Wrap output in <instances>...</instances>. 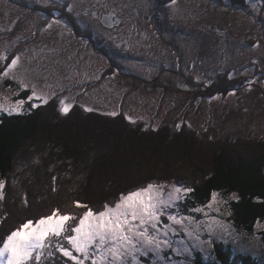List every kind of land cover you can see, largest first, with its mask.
Listing matches in <instances>:
<instances>
[{"label":"rangeland","instance_id":"1","mask_svg":"<svg viewBox=\"0 0 264 264\" xmlns=\"http://www.w3.org/2000/svg\"><path fill=\"white\" fill-rule=\"evenodd\" d=\"M215 1L176 0L175 5L169 6L170 2L164 0H60L59 3L47 4L35 0L34 4L40 7L29 8L26 16L20 17L18 12L25 9V5L20 7L13 0H0V53L8 58L0 62V71L11 57L19 55V71L29 81V88L21 89L19 80L10 77L0 80V104L26 98L34 84L38 89L56 92L57 96L49 103L56 105L57 110L58 98L63 97L75 107L84 104L97 108L96 112L100 113L112 110L122 115L127 113L151 128L180 123L181 128L193 131L202 142L216 143L212 147L220 144L231 149L240 146L241 142H262L264 0H244L243 5H234L231 0ZM68 4L73 5L72 12L67 11ZM111 6L117 9L114 11L116 15L122 16V22L115 24V29L94 21L89 14L91 9L108 12ZM59 10L64 13L59 14ZM67 13L74 16H68L72 21L67 19ZM24 18L30 20L27 25L20 21ZM56 18L63 23H53L49 27ZM164 25L167 31H164ZM134 29H145L146 34L151 35L150 44L153 45L147 56L158 53L162 57L159 44L161 49L168 48L175 60L183 53L184 58L185 55L193 57V61L198 58L199 63L193 62L191 73L205 69L210 86L192 91L137 87V80L128 75L136 71L132 66L128 68L130 61L120 57L125 52L122 34L131 41ZM168 40L173 41V48L167 46ZM257 43L259 47H254ZM134 51L137 55L146 54L142 49ZM226 72L234 73L231 80ZM247 80L253 81L250 90L244 86ZM229 88L237 90L234 96H228ZM214 96L219 98L210 99ZM28 109H31V104L25 103L22 111ZM208 149L197 148L210 156ZM191 169L187 165L181 175L194 178ZM173 182L178 181L161 180L157 183L167 186ZM215 193L219 213L212 209L206 211L226 223L230 234L213 236L206 247L193 248L189 238L177 233L171 237L174 246L180 247L179 241H184L191 250L190 254L177 255L166 249L163 253L166 264H191L196 251L210 257L213 241L229 244L233 251L251 254L258 264H264V219L255 225L252 232L242 230L230 214L228 198L231 195ZM208 202L209 199L190 205L184 201L180 207L187 214L190 207ZM195 215L203 218L202 214ZM202 239L209 237L202 233ZM151 259L145 258V264H150ZM158 264L165 262L158 261Z\"/></svg>","mask_w":264,"mask_h":264},{"label":"trees","instance_id":"2","mask_svg":"<svg viewBox=\"0 0 264 264\" xmlns=\"http://www.w3.org/2000/svg\"><path fill=\"white\" fill-rule=\"evenodd\" d=\"M231 2L243 5L244 0ZM144 126L126 121L122 114L109 117L75 106L61 115L53 103L18 114L0 113V179L6 182L0 233L53 209L78 215L82 209L74 201L100 210L105 202L114 204L122 192L161 180L193 188L185 200L190 205L207 201L213 192L231 195V217L247 232L264 219V141L228 149L212 147L216 143L202 142L188 129ZM200 147L209 148L210 156L198 151ZM187 165L196 170L191 169L194 178L181 175ZM191 264L258 261L213 241L212 255L196 251Z\"/></svg>","mask_w":264,"mask_h":264},{"label":"snow or ice","instance_id":"3","mask_svg":"<svg viewBox=\"0 0 264 264\" xmlns=\"http://www.w3.org/2000/svg\"><path fill=\"white\" fill-rule=\"evenodd\" d=\"M41 2L59 3L60 0ZM175 3L176 0H170L169 6ZM67 11H73L72 4L67 5ZM53 23L61 24L63 21L56 18L48 26L51 27ZM254 47H259V43ZM7 59L0 53V62ZM20 61L19 55L11 57L10 62H6L0 71V80L9 77L19 80V88L27 89L29 81L19 71ZM226 75L231 80L234 73L226 72ZM197 80L205 87L210 86L206 77H197ZM252 83L251 80L245 81L246 90L251 89ZM236 92L235 88L227 89L229 97ZM56 96V92L38 89L33 84L26 98L0 104V112L18 114L25 103H30L31 109H37L47 105ZM217 98L214 96L210 99ZM73 107L74 104L66 98H58V111L61 115L69 114ZM80 107L86 113L98 111L84 104ZM103 114L116 117L119 113L112 110ZM124 119L132 124L137 122L127 113ZM188 126L191 127V124ZM148 127L145 124V130ZM174 127L181 130L180 123ZM5 187V180L0 179V201L6 200ZM193 192V188L185 187L180 182L167 186L148 182L134 190L122 192L114 205L105 202L102 210H94L88 204L74 201L76 207L82 209L78 215L53 209L48 215L25 219L10 231L0 233V264H145V258L148 257L152 258L150 264H158V261L166 264L163 255L166 249L177 255L190 254L191 250L184 241H179L180 247L174 246L171 237L177 233L189 238L193 248L206 247L213 236L230 234L226 223L206 211L212 209L219 213L215 192L211 194L208 204L190 207L187 214H184L180 205ZM195 214H202L203 218L199 219ZM202 233H206L209 239H202Z\"/></svg>","mask_w":264,"mask_h":264},{"label":"flooded vegetation","instance_id":"4","mask_svg":"<svg viewBox=\"0 0 264 264\" xmlns=\"http://www.w3.org/2000/svg\"><path fill=\"white\" fill-rule=\"evenodd\" d=\"M12 1V0H10ZM15 2H18L20 4V7L25 5V9L19 10L18 16H26L27 10L31 7H40L39 5L34 4L35 0H13ZM31 1V4H28V2ZM165 2L169 3L170 0H164ZM216 3H219L220 0L215 1ZM18 7L16 6L15 9ZM108 8V7H107ZM108 12H105L101 10V12H98L96 9H91L89 11L90 16L94 21L101 22L104 26H107V28L115 29V24H118L122 22V16L116 15L114 11H117L113 6L108 8ZM58 10V8L56 9ZM46 11V9L44 10ZM59 14H63V10H59ZM54 15L53 13H51ZM68 14V13H67ZM70 15L71 18H74V16L69 13L66 15L67 19L69 21H72L71 18L68 16ZM78 21L79 18H76ZM22 24H26L30 21L29 18L21 19ZM24 25V27H26ZM12 26V25H11ZM167 26L164 25V31H167ZM135 32L130 37L133 39L128 40V36H125L124 34L122 37V41L124 43V49L125 52L120 55L122 59H124L126 62L130 61V65L128 68H131V66L136 71L128 73V75H131L133 79L137 80L138 84L137 87H163L166 90H174V89H182L186 91H192L194 89L200 90L206 88L201 82H199L196 78L200 77L201 79L205 78L207 76V73H205V69H199L196 71L195 74H192L193 71L192 66L193 62L199 63V59L195 58L193 61V57L190 55H185L184 53L178 56V58L175 60L171 56L168 48L161 49L159 44L158 48L160 49V52L162 54V57L158 55V53L155 54V56H147V53L151 49L150 41H151V35L150 37L146 34V30L142 29L139 31L134 29ZM172 31L175 30V28L171 29ZM173 41L170 40L167 41V46L170 45V47L173 48ZM187 48V47H186ZM185 48V50H186ZM140 49L144 50L146 54L144 56L137 55L134 50L140 51ZM186 53L188 51L186 50ZM174 56V55H173ZM140 57V58H139ZM176 57V56H175ZM143 59L144 62H141ZM190 70V72L185 70ZM200 71V72H199ZM234 85H237V82H235ZM135 88V87H134Z\"/></svg>","mask_w":264,"mask_h":264}]
</instances>
